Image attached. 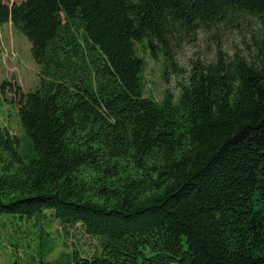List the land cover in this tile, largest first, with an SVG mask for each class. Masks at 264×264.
<instances>
[{"label": "trees", "instance_id": "16d2710c", "mask_svg": "<svg viewBox=\"0 0 264 264\" xmlns=\"http://www.w3.org/2000/svg\"><path fill=\"white\" fill-rule=\"evenodd\" d=\"M252 20L246 54L194 59L176 101L144 95L136 41L167 80L199 33ZM7 23L42 80L0 84L33 151L0 127V212L52 209L101 244L40 264H264V0H0Z\"/></svg>", "mask_w": 264, "mask_h": 264}, {"label": "rangeland", "instance_id": "374dc122", "mask_svg": "<svg viewBox=\"0 0 264 264\" xmlns=\"http://www.w3.org/2000/svg\"><path fill=\"white\" fill-rule=\"evenodd\" d=\"M249 26L237 32H217L214 35L199 33L180 50L177 70L170 72L167 80L161 55L151 56L145 40L136 41L137 53L144 61V95L161 100L165 91H169L176 101L194 59L209 62L219 47L230 54H246L247 44L251 43L252 35L258 32L254 20ZM41 77V69L32 57L31 43L26 35L11 23L0 25V84L6 80L16 81L23 92H28L41 85ZM5 125L11 134L19 138L21 154L26 158L31 157V141L20 125L16 97L9 86L5 92L0 90V127ZM100 252L98 237L85 233L80 225H62L52 209H44L33 215L0 212V264H40L42 259L60 263L72 258L74 253L89 258Z\"/></svg>", "mask_w": 264, "mask_h": 264}]
</instances>
